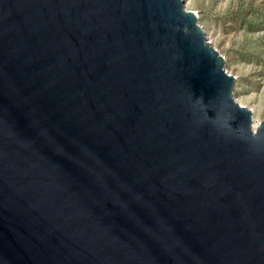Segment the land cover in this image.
I'll list each match as a JSON object with an SVG mask.
<instances>
[{
  "label": "water",
  "instance_id": "water-1",
  "mask_svg": "<svg viewBox=\"0 0 264 264\" xmlns=\"http://www.w3.org/2000/svg\"><path fill=\"white\" fill-rule=\"evenodd\" d=\"M185 0H0V264H264V120Z\"/></svg>",
  "mask_w": 264,
  "mask_h": 264
},
{
  "label": "rangeland",
  "instance_id": "rangeland-1",
  "mask_svg": "<svg viewBox=\"0 0 264 264\" xmlns=\"http://www.w3.org/2000/svg\"><path fill=\"white\" fill-rule=\"evenodd\" d=\"M235 76L234 97L264 120V0H185Z\"/></svg>",
  "mask_w": 264,
  "mask_h": 264
},
{
  "label": "bare ground",
  "instance_id": "bare-ground-1",
  "mask_svg": "<svg viewBox=\"0 0 264 264\" xmlns=\"http://www.w3.org/2000/svg\"><path fill=\"white\" fill-rule=\"evenodd\" d=\"M257 126H258V124H256V123L253 122V127L256 128Z\"/></svg>",
  "mask_w": 264,
  "mask_h": 264
}]
</instances>
